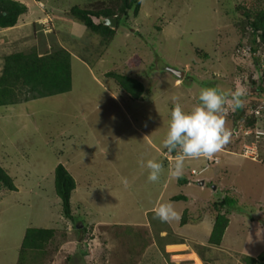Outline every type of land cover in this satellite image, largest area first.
Returning a JSON list of instances; mask_svg holds the SVG:
<instances>
[{"label": "rangeland", "instance_id": "374dc122", "mask_svg": "<svg viewBox=\"0 0 264 264\" xmlns=\"http://www.w3.org/2000/svg\"><path fill=\"white\" fill-rule=\"evenodd\" d=\"M18 1L27 12L10 43L0 31V54L62 45L72 53L73 88L0 106V162L17 186L0 189V264H20L29 227L57 229L40 264H71L81 252L87 264H246L244 256L263 253L264 92L256 87L264 88V45L257 58L247 51L244 12L264 9V0H140L139 12L130 11L109 43L70 16L73 5L96 0ZM108 72L140 79L143 97L133 98ZM237 83L247 88L243 108L256 114L255 131L229 110L231 142L212 159L187 160L183 175L171 176L175 155L162 145L171 98L188 108L202 88ZM141 158L163 162L157 183L148 181ZM60 163L76 180L72 218L55 188ZM181 194L188 199H173ZM228 195L238 206L208 263L199 250L209 245L216 214L229 208ZM159 202H171L179 219H155Z\"/></svg>", "mask_w": 264, "mask_h": 264}, {"label": "trees", "instance_id": "16d2710c", "mask_svg": "<svg viewBox=\"0 0 264 264\" xmlns=\"http://www.w3.org/2000/svg\"><path fill=\"white\" fill-rule=\"evenodd\" d=\"M140 3V0H96L86 6L73 5L70 9V16L83 23L94 33L103 36L105 38L104 42L109 43L116 36L117 28L108 25L105 19L117 17V25L126 26L130 11L134 10L135 13H138ZM27 9V5L18 0H0V28L17 25L19 17L27 12ZM244 13L248 19L246 27H249L251 31L250 52L257 58V53L264 45V9L256 12L248 9ZM107 75L114 77L133 98L143 97L146 86L140 79L117 72H108ZM72 88V53L62 45L48 51H41L36 46L28 51H13L4 56L3 68L0 74V106L65 93L71 91ZM256 89L259 90V95L264 92L261 85ZM233 115H235L236 123L242 122L245 128H252L255 131L256 114H249L244 108H240ZM246 135L251 136V134ZM172 153L175 155V152ZM2 188L17 190L13 177L0 162V189ZM55 188L61 198L63 214L72 218L71 196L76 188V180L62 163L58 164L55 169ZM180 198L188 199V196L181 194L173 197V199ZM223 200V204L228 205L229 208L216 214L208 239L209 245L203 246L204 249L199 250L208 263L213 260L206 258V254L220 247L230 224L228 215L231 212L230 209L238 206L237 199L234 197L228 195ZM214 205L216 206V203ZM184 223H186L185 218L182 220V224ZM56 241L57 229L29 227L25 232L21 245L19 263L27 264L29 261L30 264H40L39 259L47 253L51 243ZM84 253H78L77 258L71 257V264H78L80 259H82V264H87L83 259ZM243 261L246 264H264V252L257 257L244 256Z\"/></svg>", "mask_w": 264, "mask_h": 264}, {"label": "clouds", "instance_id": "9594fccd", "mask_svg": "<svg viewBox=\"0 0 264 264\" xmlns=\"http://www.w3.org/2000/svg\"><path fill=\"white\" fill-rule=\"evenodd\" d=\"M247 51L250 52V48ZM246 96L247 88L237 83L234 89L228 90L219 85L202 88L199 102L188 108L180 102L179 96L171 98L173 107L168 131L162 141L165 149L175 152V159L169 162L171 176H182L185 162L189 159H212L223 151L233 137V131L227 126L228 112L243 108ZM138 163L141 168H147L149 182L159 181L164 171L162 161L150 158L145 162L141 158ZM122 183L125 188L129 187L127 178ZM153 213L154 218L163 223L179 219V213L171 202H159L154 206Z\"/></svg>", "mask_w": 264, "mask_h": 264}, {"label": "crops", "instance_id": "0c3cea01", "mask_svg": "<svg viewBox=\"0 0 264 264\" xmlns=\"http://www.w3.org/2000/svg\"><path fill=\"white\" fill-rule=\"evenodd\" d=\"M16 27H18L17 25H15V26H13V27H7V28H0V31H2V33H6L5 35L4 34H2L3 35V38H2V40L4 41L5 40V42H7V43H10V40H13V33H15L16 31H18V28H16ZM1 41V40H0ZM1 44H2V41H1ZM5 54H7V52H5V53H1L0 54V71H2V68H3V63H4V60H3V58L2 57H4V55ZM2 60V61H1ZM172 246H176V245H172Z\"/></svg>", "mask_w": 264, "mask_h": 264}, {"label": "water", "instance_id": "95a60500", "mask_svg": "<svg viewBox=\"0 0 264 264\" xmlns=\"http://www.w3.org/2000/svg\"><path fill=\"white\" fill-rule=\"evenodd\" d=\"M105 21H106V23L108 25H110L113 28H115L117 26V17H108V18L105 19ZM167 69L171 73L177 75L178 77H182L183 76L184 71H182V70H178V69H176L174 67H171V66H168Z\"/></svg>", "mask_w": 264, "mask_h": 264}]
</instances>
